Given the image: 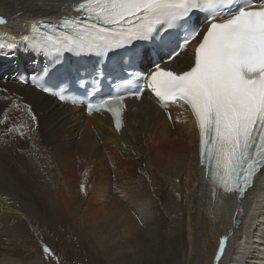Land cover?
<instances>
[{
    "label": "bare ground",
    "instance_id": "1",
    "mask_svg": "<svg viewBox=\"0 0 264 264\" xmlns=\"http://www.w3.org/2000/svg\"><path fill=\"white\" fill-rule=\"evenodd\" d=\"M83 1L0 0L2 19L10 21L0 23L2 31L10 36L0 42L6 46L13 40L17 42L8 52L4 47L0 48V58L3 59V62L0 60L1 78L5 72H11L14 65L17 66L16 71L25 67L27 75L32 65L34 68L44 66L45 54L30 43L34 40L31 36L33 28L44 22H59L77 16V7ZM52 2L64 3L56 6ZM261 5H264V0ZM18 7H21L20 11ZM213 26H201V32L194 41L161 70L181 80L195 76L198 79L196 86L203 85V81L211 83L212 64L201 50ZM9 30L12 34L8 33ZM134 48V55L149 59L150 53L147 58L143 53L144 46L134 45ZM153 49L155 46L151 44L150 50ZM188 50L191 54H185ZM143 63L145 67H142L148 71V65ZM4 66L9 68L3 70ZM92 69L98 72L94 65ZM34 73L37 70L31 77ZM148 74L142 99L123 102L121 126H116L114 117L107 112L89 114L85 107L61 103L33 88L31 83L19 82L13 90L26 104L42 107L56 119L66 120L62 128L70 137L71 145L94 148V162L85 166L83 185L79 189L86 196L84 221L92 222L88 234L100 250L101 259L108 264H155L154 260L162 262V252L166 251L165 262L172 263L177 256L169 255V252L187 247V264H264V168L243 199L212 182L207 166L201 162L198 116L189 104L160 97L161 89L167 84L159 85L156 71L150 70ZM146 90L149 91L147 95ZM12 154L0 150V264H33L34 258L35 264H41L37 247L29 241L28 223L34 220L32 216L43 202L59 201L65 207L70 194L65 190L64 177L59 181L56 170L52 174L45 166L36 169L28 162H21L22 158L14 160L16 156ZM171 154H176L178 166L175 164L176 167L172 168L180 170L178 175L164 164ZM144 165L145 171L142 169ZM168 173L177 176L174 181L180 185L179 190L172 188L173 191L168 192L162 189L170 185L166 178ZM118 189L121 194L116 193ZM183 196L187 198V212L179 201ZM212 198L218 203L229 201L230 221L223 213L207 209L205 200ZM163 199L170 200L171 206L164 207L160 216H154L153 213L158 212L154 211V202ZM67 207L71 215L78 216L76 208L67 205L66 210ZM22 208L26 210L27 222L22 219ZM136 213L145 217L143 225ZM172 227L177 232V240L183 243L179 249L169 239ZM123 250L133 251L132 261H128Z\"/></svg>",
    "mask_w": 264,
    "mask_h": 264
},
{
    "label": "rangeland",
    "instance_id": "2",
    "mask_svg": "<svg viewBox=\"0 0 264 264\" xmlns=\"http://www.w3.org/2000/svg\"><path fill=\"white\" fill-rule=\"evenodd\" d=\"M60 3H64V2H59V3L52 2V4H56V6L57 5L59 6ZM18 9L20 11L21 7H18ZM2 16L0 14V19H2ZM4 22L8 23L10 21H8L6 18L0 20V23H4ZM12 23H14V21H12ZM16 23L19 25V21H16ZM0 29H1L0 40L2 41L8 40L10 37L9 34L3 32L2 31L3 29L1 27ZM8 33L12 34L10 30L8 31ZM13 43L14 44L17 43L16 40H13V42L7 46L0 42V48L4 47V49H6L8 52L10 51L9 49L12 48ZM142 50L145 55V58H147L150 51H148L147 48H143ZM189 53L191 54L189 50L185 51V54H189ZM1 57H3V55ZM0 60L1 62H3V59L0 58ZM143 62H146L148 67L150 66V59L145 60L142 58V63ZM142 66L145 67V64L143 63ZM6 67L9 68L8 66H4L3 70ZM16 67L17 66L14 65V68L10 70L11 72H5L2 78L0 76V150H3L4 152H7L9 154H12L13 152L12 155L17 157V158L14 157V160L17 159V161H20L22 158L21 162L22 161L28 162L30 163L28 165H33L35 166L36 169L38 168L40 169L41 168L40 166L43 167L45 166V168L49 170V172H51L52 174L55 170L58 171V169L59 170L62 169L60 170V172L64 171L62 172L63 176H61L62 173L59 172L60 173L59 174L56 171H55L56 173L55 175L57 176V178H59V181L65 180L63 181L65 184H67V185L64 184V187L67 186L65 190L71 196L68 197L65 203L66 204L65 207H62L63 203L59 201L57 202L50 201V204H48L47 202H43L42 205L38 207L37 213L34 216H32L31 214L32 220L33 219L34 220L31 223H28L29 225L28 236L30 237L29 241L32 245H35L37 247L38 249L37 251L41 256L38 257L41 264H108L106 261L101 259V254L99 252L100 250H98L97 245L94 243V240L88 234L92 222L90 221L87 223L84 221L83 217L85 215V211L83 210V208H86L85 206H87L85 202L86 196L85 193L79 189L80 186L83 185V180H84L83 172L86 168L85 166H88V163L90 165L94 162L95 155L92 152L94 148L91 150L89 148H88L89 150L86 148L87 149L86 151L84 147L78 144L71 145L72 142L71 139H69L70 137L68 138V136L65 135L62 128L66 120L62 118L56 119L50 113L45 111L42 107H33L26 104L20 97H18L13 92V90L18 87L19 81L17 79L19 77L21 70L20 69L19 71H16ZM22 68L25 69V67ZM35 70H36V66L34 68V65H32V67L29 70H27V72H30L29 75H32L33 72H35ZM148 92H149L148 90L145 91L146 95L148 94ZM17 104H19L18 107ZM15 108L19 112H17ZM44 131L45 132L48 131V132L45 133ZM55 131L58 132L56 133ZM57 138H59V141ZM41 144L45 146L43 147ZM77 146L78 148L79 147L80 148L78 149ZM164 164L170 166L171 168L176 167L175 164L178 166V160L176 154H171L170 159L168 161H164ZM77 166L79 169L75 168ZM53 168L54 170L50 171ZM142 169L143 171H145L147 168L144 165ZM65 171L67 172L65 173ZM172 172L174 175L180 174V170L174 171L173 168H172ZM57 173L59 174V176ZM173 174L168 173V176H166V178L169 179L170 181V185L167 188L162 187V189H166V191L168 192L173 191L172 188H174L175 190H179L180 188L178 182L174 181L177 176H173ZM70 186L72 187V189ZM116 193L121 194V191L118 189ZM181 198H179V201L185 207V211L187 212V208H186L187 198L186 196L185 197L183 196ZM40 199H41V195H40ZM205 202L207 209L213 208L214 210H217L219 214L223 213L227 217L228 221H230L231 207L229 201H219L218 203L216 199L212 198V200L209 201L205 200ZM171 203L172 202L170 200L166 201L164 199L161 202H154L153 204L154 211H158V212L156 214L153 213V215L160 216V212H163L164 210L163 208L170 207ZM58 204L60 206H58ZM67 205L71 206L72 208H76L77 210L75 213L78 216L71 215L70 208L67 207L68 210H66ZM65 210L68 211V213ZM20 213L23 215L22 219L25 222H27L28 219L26 217V210L22 208V210H20ZM65 213L67 214V216ZM137 214H138V219L139 217H141L139 219L141 224L142 223L144 224L145 217L139 215V213H136V215ZM173 231L170 234H168L169 239L174 244H177L178 247L177 249H179L180 244L183 245V243H180L179 242L180 240H177L176 237L177 232L175 231V227L173 228ZM187 250L188 249L186 247L183 250L180 249L179 251H173L172 253L169 252V255L172 254V256L174 255L177 256V259L175 257V260L172 261L170 260L172 263L165 262L167 255H166V251H163L162 255L163 254L164 255L163 256L161 255L162 262L157 263V260H154V262H156L155 264H187L188 263ZM30 251L33 252V250ZM131 251L132 250L130 251L123 250V254L124 253L127 254V258L129 259L128 261H132L133 251L132 252ZM121 258L123 259V261H125L123 256ZM34 259H32L33 264L37 263V261Z\"/></svg>",
    "mask_w": 264,
    "mask_h": 264
}]
</instances>
